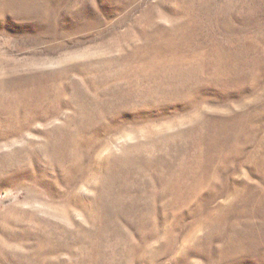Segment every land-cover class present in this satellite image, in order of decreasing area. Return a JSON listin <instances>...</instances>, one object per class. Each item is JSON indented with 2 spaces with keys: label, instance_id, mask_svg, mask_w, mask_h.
Returning a JSON list of instances; mask_svg holds the SVG:
<instances>
[{
  "label": "rangeland",
  "instance_id": "obj_1",
  "mask_svg": "<svg viewBox=\"0 0 264 264\" xmlns=\"http://www.w3.org/2000/svg\"><path fill=\"white\" fill-rule=\"evenodd\" d=\"M0 264H264V0H0Z\"/></svg>",
  "mask_w": 264,
  "mask_h": 264
}]
</instances>
